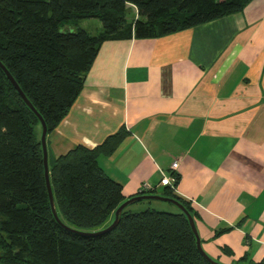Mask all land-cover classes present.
Segmentation results:
<instances>
[{"label":"crops","instance_id":"0c3cea01","mask_svg":"<svg viewBox=\"0 0 264 264\" xmlns=\"http://www.w3.org/2000/svg\"><path fill=\"white\" fill-rule=\"evenodd\" d=\"M128 9L133 23L137 10ZM122 128L126 135L97 163L125 200L144 182V193L172 190L197 213L207 255L264 264V0L163 36L104 40L46 134L47 159L93 148ZM171 175L173 187L161 180Z\"/></svg>","mask_w":264,"mask_h":264},{"label":"trees","instance_id":"16d2710c","mask_svg":"<svg viewBox=\"0 0 264 264\" xmlns=\"http://www.w3.org/2000/svg\"><path fill=\"white\" fill-rule=\"evenodd\" d=\"M249 1L0 0V61L51 132L80 92L104 40L163 36L237 13ZM129 5L138 13L133 23L127 21ZM86 18L100 22L98 34L79 27ZM37 125L0 68V264H210L179 209L126 206L114 228L91 234L107 227L125 201L121 185L97 163L126 135L123 128L93 148L77 145L51 160L56 212L72 230L59 224L50 209ZM166 196L197 217L172 190Z\"/></svg>","mask_w":264,"mask_h":264},{"label":"water","instance_id":"95a60500","mask_svg":"<svg viewBox=\"0 0 264 264\" xmlns=\"http://www.w3.org/2000/svg\"><path fill=\"white\" fill-rule=\"evenodd\" d=\"M0 68L4 72L6 77L9 79V81L12 83V85L14 86V88L16 89V91L18 92V94L20 95L22 100L25 102V104L31 109V111L35 114V116L39 120L40 127H41L40 128L41 129L40 145H41V150H42V162H43V168H44V179H45V185H46V191H47V195H48V199H49L50 209H51V212H52V215H53L54 219L59 224H61L62 226H64L67 229H71V228L65 226L60 221V219H59V217L57 215V212H56V207H55V203H54V198H53V193H52L51 184H50V178H49V168H48V163H47L48 159H47V148H46V134H47L46 124H45L42 116L40 115V113L32 106L30 101L26 98V96L22 92V90L19 87L18 83L15 81L13 76L10 74L8 69L2 64L1 61H0ZM140 200H159V201H166V202L174 204L182 213H184L186 215V217H187V219L189 221V225H190V227H191V229H192V231H193V233L195 235L196 247H197V250L199 251V253L210 264H221L220 262L214 260L209 255H207L206 252L203 250L202 245H201V240H200L198 231H197L196 226H195L194 218L188 212V210L183 206V204L180 203L174 197L157 195V194H152V193H141V194L132 196V197L128 198L127 200H125L123 203H121L115 209L114 214H113V220L111 221V223L107 227H105L104 229L99 230L97 232H93L91 234L105 233V232H108L109 230H111L112 228H114V226L118 223L119 215H120L122 209L124 207H126V206H128V205H130V204H132L134 202L140 201Z\"/></svg>","mask_w":264,"mask_h":264},{"label":"rangeland","instance_id":"374dc122","mask_svg":"<svg viewBox=\"0 0 264 264\" xmlns=\"http://www.w3.org/2000/svg\"><path fill=\"white\" fill-rule=\"evenodd\" d=\"M131 15H132V10L128 9L127 16L131 17ZM99 23L100 22L96 18H86V19L79 21L80 27L87 30L91 35H96L100 32L101 29L96 28V24L98 25ZM35 133H36V137L40 138L41 129H40L39 125H37L35 127ZM47 163H48V168H51L52 161L47 160ZM130 205H136V206H130ZM130 205H128V208L132 209V207H133L134 211L143 210V209L148 207V208H152L155 210L166 211V212H170V213L178 212V208L174 204L166 202V201L143 200V201L134 202L133 204H130ZM158 206L159 207H166V210L159 209ZM136 207H139V208L135 209Z\"/></svg>","mask_w":264,"mask_h":264},{"label":"built area","instance_id":"2783aa9c","mask_svg":"<svg viewBox=\"0 0 264 264\" xmlns=\"http://www.w3.org/2000/svg\"><path fill=\"white\" fill-rule=\"evenodd\" d=\"M177 165H178V162L174 161L171 164V167L174 169L177 167ZM161 180L164 181L166 184H168L170 187H173L177 179L175 176L171 175V176H163ZM150 190H151V186L147 182L142 183L141 193L148 192Z\"/></svg>","mask_w":264,"mask_h":264}]
</instances>
